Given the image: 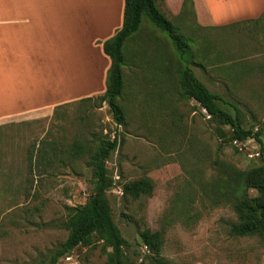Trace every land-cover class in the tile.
<instances>
[{"label":"rangeland","instance_id":"rangeland-1","mask_svg":"<svg viewBox=\"0 0 264 264\" xmlns=\"http://www.w3.org/2000/svg\"><path fill=\"white\" fill-rule=\"evenodd\" d=\"M207 3L205 27L194 21L188 3L177 15L162 0L156 7L188 39L191 55L185 64L210 92L241 110L244 125L256 123L264 142V17L215 26L226 15L224 1ZM123 52L124 85L117 98L125 115L122 125L112 120L106 104L96 106V97L25 114L22 122L0 121V264H48L51 251L67 236L63 223L70 208L93 193L88 155L71 159L72 143L94 150L108 139H116L117 148L106 161L113 179L107 196L114 223L132 248L145 251L138 232L149 228L163 233L161 256L167 264H264V242L231 236L233 212L212 206L202 190L216 178L217 160L240 170L260 162L248 158L260 151L259 144L249 139L235 150L216 139L215 124L177 84L184 58L145 16ZM37 141H52L49 175L29 171L26 151ZM138 178L152 182L151 196L125 202L122 184ZM66 256L58 264L105 259L98 247H77Z\"/></svg>","mask_w":264,"mask_h":264},{"label":"trees","instance_id":"trees-1","mask_svg":"<svg viewBox=\"0 0 264 264\" xmlns=\"http://www.w3.org/2000/svg\"><path fill=\"white\" fill-rule=\"evenodd\" d=\"M142 16L167 35L176 52L184 58V64L188 63L186 57L191 55L188 39L176 32L156 7V0H124L121 28L101 43L103 53L110 59V66L106 72L105 91L94 99L98 108L106 104L117 125H122L125 119L123 108L117 101L124 85V42L138 30ZM263 17L264 13L252 22L256 23ZM175 75L183 97L194 100L215 124L213 134L219 142L238 150L233 142L244 143L254 139L259 144L260 153H263L264 142L259 131H255L257 124L244 125L242 112L234 103L210 92L186 64L183 67L179 65ZM91 101L93 98L80 102ZM41 141L27 149L26 158L30 173L36 172L43 176L52 173L47 172L48 168H52V141ZM116 148V139L104 140L94 150L78 141L72 143L68 152L71 159L88 155L86 167L92 171L93 193L85 203L70 208L63 223L67 236L51 251L48 264H58L60 258L66 257L77 247H98L105 258L103 264H167L161 256L164 241L161 231L144 228L138 232L139 246L145 250L142 252L132 248L114 223L107 196V190L113 186V179L106 161ZM256 159L260 162L246 170L215 161L218 174L202 190L212 206L225 205L233 212L235 221L229 224L228 229L231 236L257 237L264 242V159ZM121 189L125 202L137 201L151 196L153 184L148 178H138L123 183Z\"/></svg>","mask_w":264,"mask_h":264},{"label":"crops","instance_id":"crops-1","mask_svg":"<svg viewBox=\"0 0 264 264\" xmlns=\"http://www.w3.org/2000/svg\"><path fill=\"white\" fill-rule=\"evenodd\" d=\"M186 1L205 27L207 0L162 3L177 15ZM223 1L226 15L215 26L264 13V0ZM123 8L124 0H0V121L103 95L110 59L101 43L121 28Z\"/></svg>","mask_w":264,"mask_h":264},{"label":"built area","instance_id":"built-area-1","mask_svg":"<svg viewBox=\"0 0 264 264\" xmlns=\"http://www.w3.org/2000/svg\"><path fill=\"white\" fill-rule=\"evenodd\" d=\"M233 145H235L239 150H242V146L243 144L242 143H236V142H233ZM248 158H262L264 159V153H260V151H254V152H251L248 154ZM68 258V256H66V259Z\"/></svg>","mask_w":264,"mask_h":264}]
</instances>
